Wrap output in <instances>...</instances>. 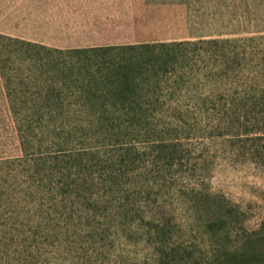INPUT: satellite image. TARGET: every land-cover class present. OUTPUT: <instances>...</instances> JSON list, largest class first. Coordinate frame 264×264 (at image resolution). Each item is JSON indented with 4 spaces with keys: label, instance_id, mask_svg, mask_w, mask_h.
I'll use <instances>...</instances> for the list:
<instances>
[{
    "label": "rangeland",
    "instance_id": "374dc122",
    "mask_svg": "<svg viewBox=\"0 0 264 264\" xmlns=\"http://www.w3.org/2000/svg\"><path fill=\"white\" fill-rule=\"evenodd\" d=\"M263 134L264 0H0V160ZM213 152L212 190L258 230L264 169ZM188 230L186 246L208 258L200 231ZM12 247H0V264H22Z\"/></svg>",
    "mask_w": 264,
    "mask_h": 264
},
{
    "label": "trees",
    "instance_id": "16d2710c",
    "mask_svg": "<svg viewBox=\"0 0 264 264\" xmlns=\"http://www.w3.org/2000/svg\"><path fill=\"white\" fill-rule=\"evenodd\" d=\"M216 145L234 164L264 169V134L0 160V247L17 245L22 264H43L46 251L64 264H264V221L248 231L241 207L210 186ZM191 226L211 248L208 258L186 246ZM123 244L151 253L133 258Z\"/></svg>",
    "mask_w": 264,
    "mask_h": 264
}]
</instances>
